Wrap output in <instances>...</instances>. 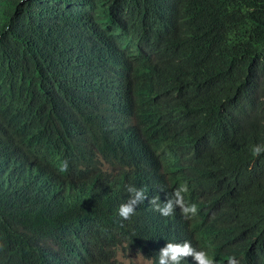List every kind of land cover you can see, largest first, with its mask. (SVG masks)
Listing matches in <instances>:
<instances>
[{
    "label": "trees",
    "instance_id": "obj_1",
    "mask_svg": "<svg viewBox=\"0 0 264 264\" xmlns=\"http://www.w3.org/2000/svg\"><path fill=\"white\" fill-rule=\"evenodd\" d=\"M257 144L264 0H0V264H154L184 240L264 264ZM182 183L194 218L118 215L126 185Z\"/></svg>",
    "mask_w": 264,
    "mask_h": 264
},
{
    "label": "clouds",
    "instance_id": "obj_2",
    "mask_svg": "<svg viewBox=\"0 0 264 264\" xmlns=\"http://www.w3.org/2000/svg\"><path fill=\"white\" fill-rule=\"evenodd\" d=\"M251 154L254 158L264 154V144L254 145L251 148ZM58 170L61 173L67 172L68 162L66 160L62 161ZM125 191L128 198L119 205L118 209V215L124 220H128L135 215L137 207L144 204L146 199H148V204L152 206L154 211L165 217L174 215L177 209H179L184 219L194 218L198 214V206L186 199V195L189 193L187 183L178 185L170 196H166L163 202H161L158 195L148 198V190L145 187L129 184L125 186ZM187 257H192L196 264H216L213 256L206 249L194 247L188 240L182 242L168 241L159 250L158 261L154 264H182ZM227 264H239V262L234 256H229Z\"/></svg>",
    "mask_w": 264,
    "mask_h": 264
},
{
    "label": "rangeland",
    "instance_id": "obj_3",
    "mask_svg": "<svg viewBox=\"0 0 264 264\" xmlns=\"http://www.w3.org/2000/svg\"><path fill=\"white\" fill-rule=\"evenodd\" d=\"M114 258L120 264H150V261L141 253L134 252L127 247L118 246Z\"/></svg>",
    "mask_w": 264,
    "mask_h": 264
}]
</instances>
